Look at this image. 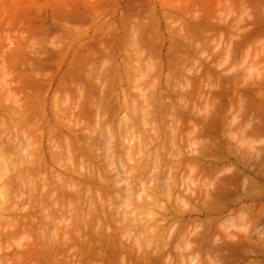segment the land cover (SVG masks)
<instances>
[{
  "label": "rangeland",
  "instance_id": "374dc122",
  "mask_svg": "<svg viewBox=\"0 0 264 264\" xmlns=\"http://www.w3.org/2000/svg\"><path fill=\"white\" fill-rule=\"evenodd\" d=\"M257 31L258 33H256ZM262 32H264V0H0V141L5 138L3 143L2 141L0 143V151L2 152L0 154L2 157L4 156L2 158L4 164H1L4 167L1 169L3 170V174L6 172V176H3L1 172L2 170L0 169V200L4 199V197L2 198V195L8 196H5V199L8 201H6L7 203L0 201V247L3 246V249L2 247L0 248V263L93 264L95 262L94 264H132L134 262L133 264H135L136 262V264H158L159 259V261H161L159 264H162V261H164L163 264H170L171 261V264H180L179 261H181V259L179 258L181 255L182 258L188 256L187 258L185 257V260L188 258L192 259L194 257L193 255H195L194 258L196 261H194L195 259L191 260V262L194 261V264H206L207 262H209V264H264V161H262L264 160V34H262ZM192 33H194V35ZM247 35L251 36L247 37ZM244 37L246 39H244ZM239 42H241V44H239ZM233 44H237L235 45L236 47H234ZM229 45H233L235 49L231 46L230 48ZM229 48L232 49L233 52H230L228 55ZM213 92L215 93L214 95ZM248 99L251 100L246 102ZM206 101L209 103L208 106ZM21 102L23 103L22 105L20 104ZM249 102L251 105L248 104ZM245 103L248 105H245ZM252 103L254 106H252ZM246 106L253 109L250 110L248 108L249 110H246ZM227 107L229 108L227 109ZM254 107L256 109H254ZM200 108L203 111H198V109L201 110ZM211 109H214V111ZM255 110H257V112H255ZM251 111L253 113H251ZM248 112L251 114H248ZM244 114L247 116L246 119H244L246 117ZM220 115H223V118L225 116V119L219 120L221 117ZM248 115H250V117ZM205 116L209 117L207 124H205L207 120L201 122L203 118L208 119V117ZM226 117L228 118L226 119ZM241 120H244L245 122H242ZM247 120L249 122H247ZM144 121L145 123H143ZM146 123L149 124L145 126L144 124ZM223 123H226V125ZM237 123H240L239 126ZM222 124L225 128L221 127ZM235 124L237 126H235ZM203 126L204 129L205 126H209V129L207 128L206 131L211 130L212 132L209 131L211 134L209 132L204 133V129V132H202L201 129ZM250 126L254 128L255 133ZM239 127H241L240 130H244V128L248 129L250 127L249 129L251 130L248 129L250 134H247V129V133L245 131H239ZM257 127L258 129H256ZM198 128H201L199 130L201 131V137L199 139L197 138L199 131L198 133H195ZM251 131L254 134L257 132V136L254 137V134H251ZM156 132L158 133L157 135ZM174 132L178 134H175ZM173 133L175 136H173ZM180 133L182 134V137ZM244 133L245 135L247 134V136L249 135L248 137L252 139L248 140L247 136L244 137ZM209 134L212 135L210 136L211 139L208 138ZM129 135L130 137H128ZM240 135H243L242 137H244V139ZM126 136L127 138L124 140V137ZM132 136L136 137V139L133 137L135 139V142L133 143L131 142L133 140ZM104 137H106V139L109 137V141ZM103 138L105 140L102 142L101 140ZM138 138L142 140L144 138L146 140L142 142L143 145L144 142H147V146L145 143L146 153L144 152V149L141 150L144 155L137 149V147L144 148L143 145L141 146V140L138 142ZM155 138L156 140H154ZM189 138L190 140H188ZM202 138L203 140L206 139L205 141H207V143L205 141L202 142ZM239 138H242L243 140ZM128 139L130 141H128ZM197 139L200 143H198L199 141L197 142ZM192 140H196V142H193ZM177 141L179 143H177ZM180 141L185 144L180 143ZM188 141H190V145L188 144ZM243 141L245 144L247 142V146L242 143ZM252 141H255L254 144H252ZM126 142H128V144L132 143V145L134 143H139L140 146L134 145L136 149H133L137 153L139 152L138 155L134 152V154L131 155L130 151H133V147L128 148L131 144L128 145ZM110 143H112V145ZM175 144L177 147L174 146ZM178 144L179 146L184 145L186 149L183 146L184 149H182ZM249 144H252L253 147L250 145L251 148H248ZM107 146L110 149H106ZM191 146L193 151L191 150ZM195 146L199 148H195ZM147 147L149 148L147 149ZM174 147L176 149L178 148L180 151L178 149L176 151ZM121 148H123V151ZM217 148L221 150H219L220 153H217ZM94 149L96 151H94ZM198 149L202 150L199 151ZM226 150L228 152H226ZM93 152L95 153L93 154ZM128 152H130V156L134 157L135 155H143L141 158H144V161L139 158L140 156L136 159L139 160V163L138 161L135 162L136 157H131V159L127 158L130 157L127 156L129 155ZM6 153L10 155L7 156V159H10V161L13 159L12 162L6 160L4 155ZM111 153H114L112 154V157L110 156ZM122 153L124 155H122ZM228 153L231 155L234 154L231 156ZM118 154L121 158H119ZM180 154L181 158L178 156ZM216 154L225 157L222 158ZM206 155H209V157ZM233 156H237V158L239 157L238 160ZM94 157L96 159L98 158L97 161L99 163ZM113 157H115V159ZM152 158H154L155 162ZM158 158L161 159L159 160ZM167 158H171V163H169L170 161ZM198 158L200 159L198 161L201 162V166L204 165V167L202 166V170L205 169V166H207L208 163L211 165L210 167L208 166L210 169L207 168V173L204 170V173L207 174L206 176L201 177L204 173H199L201 168L200 166L198 167V164H200L196 160ZM215 158L217 160L222 159L216 162ZM247 158L250 159L247 160ZM3 159L8 161L10 165H8L7 162L5 163ZM18 159H22V161L20 162ZM156 159L158 160L156 161ZM176 159L179 162H177ZM204 159L206 160L204 161ZM81 160L84 161L82 162ZM186 160H188L187 162L191 165L189 163V165H187ZM117 161L120 164H122V161H129L130 163L128 162L129 164H125L123 162L122 165L124 166L125 164V167L122 166V168ZM191 161L193 163L195 162V164L197 163L196 170L199 173L198 176V173L196 174L197 181L194 180V183L199 185L191 183L195 185L194 188L190 186L191 184L186 185L189 181L186 182L185 180L188 179L190 176L189 174H191L190 169L193 166ZM153 162L154 164L158 163L159 165L156 164L155 167L152 164ZM213 162H216L217 164H212ZM111 163L117 165L118 175L120 177L122 176L120 171L123 170L122 173H124V176L123 178L121 177L122 180L120 177L119 180H117V173H114L117 170V167L115 166V168ZM6 165L10 168H7ZM167 165H169V167ZM184 165L189 167L187 168L188 174L185 172L187 176L189 175L188 177L183 173L186 171ZM84 166L86 167L84 168ZM162 166L166 167L168 175L170 170L173 169L170 174V176H174L173 178L170 177L172 184L169 183V180H165L168 176L167 173H162V176H159L161 175ZM248 166L250 168H248ZM212 167L214 168V171H211ZM77 168H82L80 170L78 169L79 172L83 170L81 173H83L85 169L86 171L83 173L84 175L81 173L79 174L78 171H76ZM194 168L193 170L191 169V171L194 172ZM92 169L94 170V173ZM107 169L109 173L106 172ZM163 169L164 168H162V170ZM17 170H21L22 172H18ZM113 170L115 171L113 172ZM124 170L127 172L126 174L128 177ZM196 170L194 173H196ZM163 171H165V169ZM20 172L23 174L21 175ZM110 173L114 178H117L114 180ZM141 173L142 176L143 174L145 175V180L144 177L141 176ZM208 173H210L209 175L211 177ZM98 174L101 175V177ZM107 174L109 178L112 177L110 178L111 181L113 180L112 182L108 176H106ZM93 175H95L96 178L95 176L93 177ZM1 176L5 178H1ZM19 176L21 178H19ZM83 176L87 177L84 178ZM224 176L228 178H232L233 176V181L230 178L229 180L228 178L225 179ZM102 177L104 179L101 181L100 178ZM156 177L163 179V183L162 180H160V182L157 179L158 183L160 182L161 185L163 184L166 187L167 185L165 183L167 182L168 185H172L171 187L173 190H166L165 194L163 186L157 184V186H160V190L158 187H154L156 183L154 178L156 179ZM182 177H185L182 183L186 182V184H180ZM222 177L225 181L227 180L228 183L227 181L224 182ZM22 178L25 180L23 181ZM88 178H91V180ZM140 178H143L141 179L143 181L142 184L144 185V183H146L145 188H147L149 193H153V189L150 187V182L152 181H149L153 179L154 182L152 184L155 190L153 195L157 194L156 192L158 190L162 191L161 189H163V191L158 193L163 194H157L158 197L155 195L157 198H153V195H151V197L150 194H147L145 191L146 189L144 190V186L140 183ZM174 178L175 181H173ZM207 178L208 180H206ZM219 178L223 180L224 186L226 185L224 187L221 183L222 181H220L222 184H220V186H223L224 188L219 185L216 186L217 182L220 180ZM235 178L237 180L234 181ZM87 180L89 183L93 181L92 184L86 183L88 182ZM123 180L124 182L126 180L128 181L127 185L132 187L135 193H139L140 188H142L141 186H143L145 196L139 194V197H151L153 202H151L152 200L150 198H145V200L140 197V199L143 200L141 205V200L138 199L139 197H136L138 194H133V196L139 201L132 197V199L129 198L131 195L129 196L130 193L127 194L126 192V189L129 186H126L127 188L125 189L124 185H126L127 182L124 183L122 182ZM146 180L148 183L144 182ZM203 180L205 184L203 183ZM134 181L135 184L137 182V188L134 185ZM21 182L22 184L24 183L23 188ZM110 182L113 186L109 184ZM113 182H116V185L113 184ZM119 182L121 184H119ZM234 182H236V184ZM11 183L17 185L13 184L12 187ZM104 183L107 192L106 196L108 195L107 198H110H105L106 200L104 199L105 189L101 188L104 187ZM176 183L178 186L175 185ZM230 183L231 185H229ZM232 184L235 185L232 186ZM88 185L94 189L97 186L99 188L95 190L91 188L89 189L87 188ZM120 185L123 186L121 187ZM182 185L187 187H183ZM200 185L201 187H199ZM2 186V190H6V193L8 194H6L5 191H3L4 193L2 192ZM229 186H231V190L229 189ZM130 187L129 189H131ZM181 187H183V189ZM216 187H220L221 189H219L222 190L221 192H225L221 194L219 192L220 190H218L219 193H217V191L214 192L218 194H215L217 196L211 194L213 193V190L218 189ZM138 188L139 191H135V189ZM170 188L168 186V189ZM121 189H125V192L123 190V193L128 195L126 198H124L126 194H120L122 193ZM132 189L130 190L131 194L133 192ZM178 190L181 191L180 193L183 195H181ZM188 190L190 194L188 193ZM195 190L196 194L194 192ZM95 191L97 192L95 193ZM98 191L101 193L103 192L104 196L103 193L102 195H98ZM227 191L231 192L230 195ZM232 191L237 193L239 197L236 194L234 195ZM14 192L15 194L13 195ZM87 194L90 195V199ZM187 194L189 195L187 196ZM184 195L185 197H183ZM116 196H118V198L121 197V200L118 199V201H116ZM122 196L124 199L132 200V202L135 199L133 203H129L133 205L135 204V207L138 205L136 208L141 210L139 211L141 212L140 214H148L146 216L144 215L148 221L141 216L136 209L137 214L141 217L139 215V218L137 217L138 219L132 217L135 210H133L134 206H130L131 204L129 205L132 207L129 211L130 214L128 212L126 213L130 208L127 207L128 205L126 204V206L125 203L129 200L123 202ZM189 196L191 198H189ZM45 197H48L47 200ZM159 198H162L161 202ZM231 198H233L234 201L233 199L230 200ZM154 199L158 201H156V204H152L155 202ZM190 199H192V201H190ZM213 199L216 200L213 201ZM148 200L151 201L149 202ZM175 200L180 204L184 201L186 205L179 208V204L177 206L178 209H176L177 211L175 210L176 212H174L172 208H177L173 207V205L176 206ZM206 200L208 202H206ZM221 200H224L226 203ZM40 201H42V203ZM69 201L75 204H71ZM137 201L139 202L138 204ZM144 201L145 203L146 201H148L149 204L151 203V207L153 208L150 207V209H147L149 204H144ZM220 201L222 203L224 202L223 205ZM228 201L232 202V205ZM94 202L96 203L93 205ZM100 202L101 205L98 204ZM122 202L124 205H122ZM118 203H121V205ZM171 203L174 204L171 205ZM212 203L214 205L217 203L216 206H219L220 208L215 207L222 210L219 212V209H215L214 211V205ZM20 204L22 205L20 206ZM64 204H67L68 206ZM85 204H88L93 208L95 206V208L92 209L94 211L96 207L102 209L104 208V205L105 207L107 206L104 209L105 212L108 213L105 214H111L112 217L110 215H105V217H110V221L112 218V223L107 222L109 221L108 218L105 222V217L103 218V216H100L102 220L95 218L98 216H96V214L99 212L101 215H104V213L101 211L96 213L98 208L96 212H92V210H90L91 208L88 209V206L85 207ZM115 204H117V207ZM139 204L142 207H139ZM163 204L165 206H163ZM190 204L191 206H189ZM3 205L7 207H3ZM145 205H147V207ZM42 206L43 208L45 206L46 210H44ZM124 206H126V210L125 208L123 209ZM65 207L68 208L65 209ZM78 207L81 209L79 210ZM160 208H162V211H160ZM68 209H71V217L68 216L70 215ZM114 209L116 210L114 211ZM210 209L212 211H209ZM178 210L180 211L178 212ZM76 212H79L83 216H80V218L77 216ZM87 212L94 213V218L91 217V214H87ZM112 212H115V214ZM161 212L162 214L160 215ZM172 212L175 214L173 215ZM47 213H49L47 216L48 219H45ZM183 213L184 215H182ZM127 214L130 215L129 219L125 220V222L122 221L124 220L122 217L126 218L128 216ZM60 215L64 217L60 219ZM150 215H153L151 216L153 217L151 220H149ZM133 216H135V213ZM161 216L164 217L161 218ZM169 216H172L173 218ZM73 217L76 218H74L75 221ZM89 217H91L92 220H89ZM157 217L159 219L154 221ZM79 218L82 221L78 220ZM115 218L118 219L115 220ZM133 218L136 219V221ZM168 218L170 219L168 220ZM218 218L220 220H217ZM259 218L260 222L258 221ZM16 219L19 220L17 221ZM93 219L96 220L93 221ZM59 220L62 223H60ZM176 220L182 224L180 225ZM206 220H208L207 223ZM143 221L144 224L146 223V226L142 225L143 227L149 228V223L151 224L150 228L155 224L156 227L157 225H160L154 230L155 233L152 232V230L149 229L148 231L145 228L144 231H142L143 227L138 225V223H143ZM153 221L154 225H152ZM20 222L22 223L21 226L19 225L21 224ZM98 223H100V225H98ZM113 223L114 226L112 225ZM117 223L121 225L123 223V225L121 226ZM254 223L255 225H253ZM115 224L118 226L116 227ZM202 224H205V226L207 225L208 227L205 229V226ZM48 225L50 226V230L48 229ZM137 225L139 226L138 229L142 227L140 233H135V231H139L136 227ZM162 225L164 226L162 227ZM187 225L190 226L187 227ZM43 226L45 227L43 228ZM110 226L112 229H109L111 228ZM120 226L122 228L124 227V229L118 231L117 229H119ZM168 226H171L172 228H168ZM159 227H162V231L165 230L164 232L166 233L164 234L166 235H163L164 237L158 236L162 235L160 234L162 231L159 232ZM94 228H96L97 231ZM114 228H116L117 231H114ZM91 229L95 232L92 233ZM209 229L210 231H208ZM222 229H225V234H223L224 231ZM124 232H126V234H124ZM144 232H150L151 234L145 233V235H151L149 239L151 238L152 240H156L157 236L160 237L161 239L157 238L160 243L156 242V240L154 241L156 243L153 242L151 244L150 239L148 242L151 245H149L150 247L148 248V244L145 243L147 240H145L143 243L146 245H143L142 243L141 248H139V243L136 244L133 239L136 237V239L144 241L143 238H137V235H135L138 234V236H140L139 234L143 235ZM187 232L189 235H187ZM178 233L183 234L178 235ZM195 233L197 234L195 235ZM152 234L155 236L158 235L155 237ZM230 235L231 237L229 238ZM249 235L251 239L249 238ZM53 236H56L57 239L55 240ZM92 236L94 240L92 239ZM129 236H131V239ZM196 236H200L198 240H195ZM98 238L101 239L99 240ZM126 238L131 241H127ZM163 238L165 240H171V243L168 240H162ZM27 239L30 243L27 242ZM97 239L98 242H96ZM120 239L123 240L120 241ZM87 240H89L88 243ZM92 240L94 245H90ZM161 240L166 243L163 244L164 242L162 243ZM200 240L202 241V246L199 244L201 243ZM241 240L244 241L242 242ZM53 241L57 244L54 245L55 243H53ZM101 241L102 243H99ZM167 241L171 248L165 246L168 245ZM244 242L246 243L244 244ZM103 243L104 245H102ZM86 244L89 245L87 246ZM126 244L128 245L126 246ZM153 244H157L158 246H154ZM162 244L163 246H161ZM197 244H199V246ZM189 245L191 246V249H187L190 248ZM228 245L231 247L229 248ZM152 246L156 249L155 251H153ZM160 246L163 247L165 251L163 248H160ZM118 247L119 250H117ZM232 247L235 251L232 250ZM84 248L87 251H85ZM99 248H102V251ZM126 248H129L128 251H125L127 250ZM123 249L124 251H122ZM138 249H141V251ZM149 249L150 251L152 250V252L145 253L146 250L149 252ZM158 249H161L163 253H161L162 251L156 253ZM204 249H206V252ZM245 249H247V251H245ZM187 250L190 251L187 252ZM240 251L242 252L240 253ZM177 252L181 255H178ZM184 252H186V254ZM20 253H22V255ZM106 253L108 255L110 253L112 254H110L109 257ZM36 255L37 257L40 255L38 257L40 260ZM162 255L166 257V261ZM168 255L169 259H167ZM216 255L217 257H215ZM27 256L32 257L30 258ZM146 256L148 258L151 257L154 261L151 258L148 260ZM126 257L127 259L129 257V259L127 260ZM25 258L29 261L27 262ZM101 258L104 260L103 263ZM139 258L143 259L144 262H141V259L139 261ZM161 258L163 259L161 260ZM99 259H101V262H98ZM133 259L135 261H133ZM10 260L11 262H9ZM191 262H188V264H193ZM181 264H187V261L184 263L182 262Z\"/></svg>",
  "mask_w": 264,
  "mask_h": 264
},
{
  "label": "bare ground",
  "instance_id": "6f19581e",
  "mask_svg": "<svg viewBox=\"0 0 264 264\" xmlns=\"http://www.w3.org/2000/svg\"><path fill=\"white\" fill-rule=\"evenodd\" d=\"M197 30H198V29H197ZM197 30H195V31H197ZM254 31H256V30H254ZM254 31H253V32H254ZM194 33H195V32H194ZM194 33H192V34L194 35ZM256 33H258V31H257ZM196 34H197V33H196ZM262 34H264V32H262ZM193 35H192V36H193ZM198 35H199V34H198ZM255 35H256V34H255ZM192 36H191V37H192ZM250 36H251V35H250ZM250 36L247 35V37H250ZM256 36H257V35H256ZM254 37H255V36H254ZM257 37H258V36H257ZM244 39H246V38L244 37ZM251 39H252V38H251ZM253 39H254V38H253ZM241 41H242V40H241ZM239 44H241V42H239ZM233 45H234V44H233ZM233 45H229V47L231 46L233 49H235L234 47H236L235 45H237V44H235L234 47H233ZM231 47H230V48H231ZM230 48H229V49H230ZM228 51H229V52H228ZM228 51H227L228 53L226 52L228 55L230 54V52H233L232 49H230V50H228ZM225 78H226V77H225ZM228 79H229V78H228ZM222 88H223V87H222ZM222 88H221V89H222ZM227 89H229V88H227ZM222 90H223V89H222ZM222 90H221V91H222ZM223 92H224V91H223ZM216 93H217V92H216ZM214 94H215V93L213 92V95H214ZM249 100H251V99H248L246 102H248ZM206 102H207V101H206ZM20 104L22 105L23 103L21 102ZM205 104H206V103H205ZM208 104H209V103L207 102V106H208ZM232 104H233V103H232ZM238 104H239V103H238ZM246 104H247V103H245V105H246ZM248 104L251 105L250 102H249ZM248 104H247V105H248ZM263 104H264V103H263ZM218 105H219V104H218ZM221 105H222V104H221ZM223 105H224V104H223ZM227 105H228V104H227ZM227 105H226V106H227ZM234 105H235V104H234ZM250 105H249V106H250ZM214 106H215V105H214ZM230 106H231V105H230ZM232 106H233V105H232ZM239 106H240V105H239ZM239 106H237V107H239ZM249 106H248V107L246 106L245 109L247 110V109L249 108ZM252 106H254L253 103H252ZM216 107H217V106H216ZM234 107H235V106H234ZM23 108H24V107H23ZM221 108H222V107H221ZM223 108H224V107H223ZM228 108H229V107H227V109H228ZM243 108H244V107H243ZM200 109H201V108H200ZM205 109H206V108H205ZM217 109H220V108H217ZM249 109H250V108H249ZM249 109H248V110H249ZM251 109H253V108H251ZM251 109H250V110H251ZM254 109H256V108L254 107ZM211 110H212V109H211ZM224 110H225V109H224ZM246 110H245V111H246ZM198 111L201 112V111H203V110H202V109H201V110L198 109ZM206 111H207V110H206ZM208 111H209V110H208ZM212 111H214V109H213ZM25 112H26V111H25ZM144 112H145V111H144ZM221 112H223V111H221ZM228 112H229V111H228ZM246 112H247V111H246ZM246 112H245V114H246ZM255 112H257V110H255ZM26 113H28V112H26ZM212 113H213V112H212ZM251 113H253V112L251 111ZM251 113L248 112V114H251ZM215 114L218 115L217 113H215ZM215 114H214V115H215ZM223 114H224V113H223ZM245 114H244V115H245ZM170 115H171V114H170ZM244 115H243V116H244ZM246 115H247V114H246ZM246 115H245V116H246ZM252 115H253V114H252ZM220 116H221V115H220ZM243 116H242V117H243ZM248 116L250 117V115H248ZM254 116H255V115H254ZM254 116H253V117H254ZM24 117H25V116H24ZM24 117H23V118H24ZM28 117H29V114H28ZM28 117H27V119H28ZM173 117H174V116H173ZM186 117H187V116H186ZM202 117H203V116H202ZM205 117H208V116H205ZM214 117H215V116H214ZM221 117H222V119H221ZM221 117H220L219 120H223V119H225V116H224V118H223V115H222ZM251 117H252V116H251ZM255 117H257V116H255ZM187 118H188V117H187ZM196 118H197V117H196ZM227 118H228V117H226V119H227ZM246 118H247V116H246L244 119H246ZM165 119H166V118H165ZM189 119H190V118H189ZM214 119H215V118H214ZM250 119H252V118H250ZM253 119H254V118H253ZM198 120H199V119H198ZM198 120H197V121H198ZM204 120H205V121L207 120L206 123L204 122L205 124H207V122H208V120H209V117H208V119H207V118H206V119L203 118L201 122H203ZM212 120H213V119H212ZM212 120H211V121H212ZM248 120H249V118H248ZM248 120H247V122H249ZM146 121H147V120H146ZM172 121H173V120H172ZM192 121H193V120H192ZM241 121L243 122L244 120H241ZM250 121H251V120H250ZM25 122H26V119H25ZM193 122H194V121H193ZM217 122H218V121H217ZM217 122H216V123H217ZM222 122H223V121H222ZM222 122H221V123H222ZM226 122H227V121H226ZM244 122H245V121H244ZM143 123H145V121H144ZM174 123H175V122H174ZM174 123H172V124H174ZM213 123H214V122H213ZM216 123H215V124H216ZM218 123H220V122H218ZM235 123H236V122H235ZM148 124H149V123H146V124H144V125L146 126V125H148ZM193 124H194V123H193ZM196 124H197V122H196ZM223 124H224V123H223ZM223 124H222V126H221L222 128L224 127ZM229 124H230V123H229ZM239 124H240V123H237L238 126H239ZM142 125H143V124H142ZM170 125H171V123H170ZM218 125H219V124H218ZM224 125H226V123H225ZM232 125H233V124H232ZM237 125L235 124V126H237ZM175 126H176V125H175ZM198 126H199V125H198ZM198 126H197V127H198ZM206 126H207V125H206ZM206 126H205V129H204V126H203L202 129H201V128H198V130H197L195 133H198V131H199L200 129H201L202 132L205 131L204 133H207V132L211 131V130H209V131L207 130V131H206L207 128L209 129V126H208V127H206ZM219 126H220V125H219ZM227 126H228V124H227ZM230 126H231V125H230ZM256 126H257V125H256ZM148 127H149V126H148ZM163 127H164V126H163ZM213 127H214V124H213ZM233 127H234V126H233ZM241 127H243V126H241ZM241 127H239L238 130L241 131V132H242V131H245V132H246V129H247V128H244V130H242V129L240 130ZM250 127L252 128V126H250ZM250 127H249V128H250ZM254 127H255V126H254ZM149 128H150V127H149ZM173 128H174V126H173ZM191 128H192V127H191ZM211 128H212V127H211ZM224 128H225V127H224ZM249 128H248V129H249ZM203 129H204V131H203ZM228 129H229V128H228ZM234 129H235V128H234ZM248 129H247V130H248ZM252 129H253V132H254V128H252ZM256 129H258V127H257ZM256 129H255V131H256ZM176 130H177V128H176ZM224 130H225V129H224ZM238 130H237V131H238ZM249 130H251V129H249ZM249 130H248V133L246 132L247 134H250V131H249ZM0 131H1V130H0ZM187 131H188V129H187ZM190 131H191V130H190ZM201 131H199V134H197L198 137H197L196 135H194V136H196V137L199 139V138L201 137V134H200ZM216 131H218V130H216ZM225 131H226V130H225ZM211 132H212V131H211ZM211 132H209V133L211 134ZM253 132L251 131V134H254V133H255V132H254V133H253ZM1 133H3V132H1ZM174 133H175V132H174ZM174 133H173V134H174ZM181 133H182V132H181ZM181 133H180V134H181ZM184 133H185V132H184ZM187 133H188V132H187ZM193 133H194V132H193ZM157 134H158V133L156 132V135H157ZM175 134H178V133H175ZM175 134H174L173 136H175ZM180 134H179V135H180ZM185 134H186V133H185ZM185 134H184V136H185ZM210 134H209V137H208V135H207L208 138H210V136H212V135H210ZM212 134H214V133H212ZM247 134L245 135V133H244V135H245L244 137H246ZM256 134H258V133L256 132ZM256 134H254V137L257 136ZM132 135H133V134H132ZM179 135H178V137H179ZM189 135H190V133H189ZM136 136H137V135H136ZM164 136H165V135H164ZM176 136H177V135H176ZM184 136H183V137H184ZM194 136H193V137H194ZM204 136H205V135H204ZM204 136H202V137H204ZM240 136H241V135H240ZM242 136H243V135H242ZM242 136H241V137H242ZM248 136H249V135H248ZM248 136H247V137H248ZM250 136H252V135H250ZM4 137H5V136H4ZM106 137H107V136H106ZM106 137H104V138L106 139ZM128 137H130V135H129ZM133 137L136 139L135 136H132V138H133ZM144 137H145V136H144ZM157 137H158V136H157ZM166 137H167V135H166ZM178 137H177V138H178ZM181 137H182V134H181ZM193 137H192V138H193ZM244 137H242V138L244 139ZM101 138H102V137H101ZM104 138L101 140L102 142L105 140ZM108 138H109V137H108ZM108 138H107L106 140L109 141ZM125 138H127V136L124 137V140H126ZM134 138H133V140L131 141L132 143L135 142V141H134V140H135ZM153 138H154V137H153ZM163 138H164V137H163ZM212 138H213V137H212ZM242 138H239V139L243 140ZM4 139H5V138H3V140H1L2 143H3ZM111 139H112V137H111ZM138 139H139V138H138ZM138 139H137V140H138ZM148 139H149V138H148ZM164 139H165V138H164ZM184 139H185V138H184ZM198 139H197V142L199 141ZM210 139H211V138H210ZM249 139H250V138L248 137V140H249ZM251 139H252V138H251ZM251 139H250V140H251ZM253 139H254V138H253ZM90 140H91V139H90ZM96 140H97V139H96ZM99 140H100V139H99ZM140 140H141V146H142V145H143L142 142H143V141H146V140L143 138V140H142V139H139L138 142H140ZM154 140H156V138H155ZM159 140H160V138H159ZM171 140H173V139H171ZM188 140H190V138H189ZM201 140H203V138H202ZM205 140H206V139H205ZM205 140H203L202 142H204ZM248 140H247V141H248ZM1 141H0V143H1ZM91 141H92V140H91ZM128 141H130V140L128 139ZM163 141H164V140H163ZM192 141H193V140H192ZM194 141L196 142V140H194ZM194 141H193V142H194ZM211 141H214V140H211ZM211 141H210V142H211ZM244 141H246V140H244ZM244 141H243L242 143L245 144ZM255 141H256V140H255ZM255 141H254V142H255ZM93 142H94V141H93ZM95 142H96V141H95ZM99 142H100V141H99ZM106 142H107V141H106ZM136 142H137V141H136ZM189 142H190V141H188V144H189ZM205 142L207 143V141H205ZM208 142H209V141H208ZM254 142L252 141V144H254ZM91 143H92V142H91ZM91 143H90V144H91ZM96 143H97V142H96ZM132 143H129V144H128V142H126V144H128V145H130V144L132 145ZM145 143H146V146H147V142H144V145H143L144 148H142V147H140V148L137 147V149L140 150V153H142V154H143V152H141V150L144 149V152L146 151ZM150 143H151V142H150ZM152 143H153V142H152ZM177 143H179V142L177 141ZM180 143H183V142L180 141ZM198 143H200V141H199ZM198 143H197V145H198ZM5 144H6V143H5ZM5 144H4V145H5ZM84 144H85V143H84ZM88 144H89V143H88ZM110 144L112 145V143H110ZM124 144H125V143H124ZM154 144H155V143H154ZM160 144H161V143H160ZM173 144H174V142H173ZM183 144H185V143H183ZM186 144H187V143H186ZM192 144H193V143H192ZM252 144H249V145H248V148L253 147ZM0 145H1V144H0ZM108 145H109V142H108ZM113 145H114V144H113ZM131 145L128 146V148H129V147H130V148L133 147L132 150H133V149H134V150L136 149V148L134 147V145H138V146H140L139 143H138V144L134 143L132 146H131ZM189 145H190V144H189ZM203 145H204V144H203ZM215 145H216V143H215ZM218 145H219V144H218ZM250 145H251V147H250ZM91 146H92V145H91ZM168 146H169V145H168ZM174 146L177 147L176 144H175ZM178 146H179V144H178ZM182 146L184 147V145H182ZM182 146L180 145L179 147H182ZM185 146H186V145H185ZM245 146H247V142H246ZM4 147H6V146H4ZM8 147H9V146H8ZM20 147H21V146H20ZM105 147H106V146H105ZM149 147H150V146H149ZM149 147H147V149H148ZM156 147H157V146H156ZM164 147H166V146H164ZM183 147H182V149L185 148V147H184V148H183ZM1 148H2V147H1ZM84 148H85V147H84ZM84 148H83V149H84ZM91 148H92V147H91ZM115 148H116V146H115ZM174 148H175V147H174ZM195 148H199V147H196V146H195ZM89 149H90V147H89ZM106 149H110V148L107 146ZM117 149H118V148H117ZM119 149H120V148H119ZM121 149H122V151H123V148H121ZM124 149H125V148H124ZM175 149H176V148H175ZM175 149H174V150H175ZM177 149H178V148H177ZM177 149H176V151H177ZM185 149H186V148H185ZM193 149H194V148H193ZM217 149H218V148H217ZM217 149H216V150H217ZM2 150H3V149H2ZM11 150H12V149H11ZM128 150H129V149H128ZM130 150H131V149H130ZM134 150H133V151H130V152H131V155H133L134 153H136V154L138 155L139 152L137 153V152L134 151ZM165 150H166V149H165ZM178 150H179V149H178ZM191 150H192V146H191ZM198 150L200 151V150H202V149H198ZM219 150H220V149L217 150V153H218V152L220 153L221 150H220V151H219ZM227 150H228V149H227ZM227 150H226V152H228ZM6 151H8V150H6ZM9 151H10V150H9ZM83 151H84V150H83ZM94 151H96V150L94 149ZM107 151H109V150H107ZM116 151H117V150H116ZM119 151H120V150H119ZM125 151H126V150H125ZM176 151H175V152H176ZM179 151H180V150H179ZM181 151H183V150H181ZM189 151H190V150H189ZM192 151H193V150H192ZM195 151H196V150H195ZM195 151H194V152H195ZM19 152H20V151H19ZM113 152H114V151H113ZM126 152H127V151H126ZM126 152H125V153H126ZM130 152H128V154H129ZM133 152H134V153H133ZM187 152H188V151H187ZM201 152H203V151H201ZM205 152H206V151H205ZM205 152H204V153H205ZM211 152H212V151H211ZM0 153H2V152L0 151ZM4 153H5V152H4ZM12 153H13V152H12ZM94 153H95V152H93V154H94ZM105 153H106V151H105ZM107 153H109V152H107ZM114 153H115V152H114ZM114 153H111L110 156L112 157V156H113L112 154H114ZM123 153H124V152H123ZM123 153H122V155H124ZM145 153H146V152H145ZM151 153H152V152H151ZM221 153H222V152H221ZM230 153H231V152H230ZM230 153H228V154L231 155ZM6 154H7V153H6ZM6 154H4V155H5L6 160H8V159H7V158H8L7 156H10V155H8V154L6 155ZM102 154H103V153H102ZM119 154H121V153H119ZM119 154H118V155H119ZM166 154H167V152H166ZM169 154H170V152H169ZM177 154H178V153H177ZM213 154H214V153H213ZM233 154H234V153H233ZM233 154H232V155H233ZM91 155H92V154H91ZM91 155H90V157H91ZM115 155H116V154H115ZM115 155H114V156H115ZM143 155H144V154H143ZM143 155L141 156V154H140V155H139L140 157L135 155V157H136V158H135L134 156H130V154H129V155H127V156H130V157H127V158L131 159V157H134V158H135V162L138 161V163H139V160H136V159H138V157H139L140 159H142L141 157H143ZM162 155H163V153H162ZM175 155H176V154H175ZM203 155H204V154H203ZM216 155L219 156V154H216ZM222 155H223V154H222ZM232 155H231V156H232ZM235 155H236V154H235ZM18 156H19V155H18ZM125 156H126V155H125ZM125 156H124V157H125ZM152 156H153V155H152ZM156 156H157V155H156ZM163 156H164V155H163ZM171 156H172V151H171ZM171 156H170V157H171ZM173 156H174V155H173ZM178 156L181 158V154L178 155ZM191 156H192V155H191ZM198 156H199V155H198ZM206 156H207V155H206ZM220 156H221V155H220ZM220 156H219V157H220ZM241 156H242V155H241ZM0 157H1V158H0V165H1V164L3 165L4 163L2 162V158H3L4 156L2 157V155L0 154ZM20 157H21V156H20ZM95 157H97V156H95ZM95 157H94V158H95ZM99 157H100V156H99ZM159 157H160V156H159ZM183 157H184V156H183ZM189 157H190V156H189ZM196 157H197V156H196ZM204 157H205V156H204ZM207 157H209V155H208ZM210 157H211V156H210ZM221 157H222V156H221ZM223 157H225V156H223ZM223 157H222V158H223ZM228 157H229V156H228ZM233 157H234V156H233ZM235 157L237 158V156H235ZM235 157H234V158H235ZM5 158H4V159H5ZM9 158H10V157H9ZM23 158H24V157H23ZM113 158L115 159V157H113ZM119 158H121L120 155H119ZM150 158H151V157H150ZM162 158H163V157H162ZM165 158H166V155H165ZM173 158H174V157H173ZM173 158H172V159H173ZM205 158H206V157H205ZM217 158H218V157H217ZM222 158H221V159H222ZM238 158H239V157H238ZM238 158H237L236 160H238ZM250 158H251V157H250ZM250 158H247V160L250 159ZM4 159H3V161H4L5 163L7 162L8 165H10V163H8V161H9V162H12V161H13V159H12V161H10V159H9L8 161H6V160H4ZM16 159H17V158H16ZM95 159H96V158H95ZM97 159H98V158H97ZM97 159H96V161H97ZM103 159H104V158H103ZM107 159H108V158H107ZM125 159H126V158H125ZM132 159H133V158H132ZM158 159H159V158H158ZM158 159H156V161H157ZM160 159H161V158H160ZM160 159H159V160H160ZM167 159H169V158H167ZM167 159H166V160H167ZM194 159H195V158H194ZM215 159H216V158H215ZM215 159H214V160H215ZM221 159H218V160H221ZM18 160H20V162L22 161V159H18ZM100 160H101V158H100ZM100 160H99V161H100ZM118 160H119V159H118ZM122 160H123V158H122ZM126 160H127V159H126ZM142 160L144 161V158H143ZM152 160H154V158H152ZM163 160H164V159H163ZM170 160H171V158L169 159V161H170ZM189 160H190V159H189ZM196 160L198 161V160H200V159L198 158V159H196ZM196 160H195V161H196ZM205 160H206V159H204V161H205ZM218 160L216 159V162H217ZM225 160H226V159H225ZM227 160H228V159H227ZM242 160H243V158H242ZM16 161H17V160H16ZM81 161H82V160H81ZM83 161H84V160H83ZM83 161H82V162H83ZM107 161H109V160H107ZM124 161H125V160H124ZM124 161H122V164H123ZM132 161H133V160H132ZM132 161H131V162H132ZM148 161H149V160H148ZM176 161H177V159H176ZM187 161H188V160H186V162H187ZM204 161H203V162H204ZM262 161H264V160H262ZM97 162H98V161H97ZM105 162H106V161H105ZM109 162H112V161H109ZM117 162H118V161H117ZM128 162H129V161L124 162V163L127 164ZM141 162H142V161H141ZM154 162H155V160H154ZM154 162L152 163L154 166H155L156 164H158V163H155V164H154ZM159 162H160V161H159ZM162 162H163V161H162ZM166 162H167V161H166ZM166 162H165V164H166ZM177 162H179V161H177ZM186 162H185V163H186ZM211 162H212V161H211ZM216 162H213L212 164H214V163H216ZM225 162H226V161H225ZM239 162H240V161H239ZM248 162H250V161H248ZM98 163H99V162H98ZM100 163H102V162H100ZM118 163H119V162H118ZM129 163H130V162H129ZM129 163H128V164H129ZM160 163H161V162H160ZM169 163H171V161H170ZM174 163H175V162H174ZM188 163H189V162H187L186 164L189 165L190 163H189V164H188ZM191 163L193 164V166H192L193 168H194V165H195V168H194V169L196 170V169H197V168H196V167H197V163L195 164V162L193 163L192 161H191ZM198 163H200V164H198V167L200 166V168H201V170L199 171L200 174L204 173V170H205V172H206V171H207V168H209V167L211 166V165H209L210 163H208V165H207V163H206L207 166H205V169L202 170V168L204 167V165H202V166H203V167H202V166H201V162L198 161ZM96 164H97V163H96ZM115 164H116V163H115ZM119 164H120V163H119ZM122 164H120L119 166L122 167V166H123ZM125 164H124L123 167H125ZM161 164H162V163H161ZM175 164H176V163H175ZM216 164H217V163H216ZM238 164H240V163H238ZM242 164H243V163H242ZM244 164H245V163H244ZM2 165H1V166H2ZM8 165H6L7 168L9 167ZM111 165L113 166L114 163H111ZM131 165H133V164H131ZM134 165H136V164H134ZM149 165H150V164H149ZM149 165H147V166H149ZM158 165H159V164H158ZM162 165H164V164H162ZM169 165H170V164H169ZM169 165H167V166L169 167ZM171 165H172V164H171ZM180 165H181V164H180ZM187 165H184V168L186 169V171L183 172V171L181 170L185 175H186L185 172H187V170H188L187 168H189ZM190 165H191V164H190ZM219 165H220V164H219ZM219 165H218V166H219ZM231 165H232V164H231ZM248 165H249V164H248ZM1 166H0V169L4 167V166H2V167H1ZM81 166H82V164H81ZM100 166H101V165H100ZM102 166H104V165H102ZM115 166L117 167V165H114V167H115ZM160 166H161V165H160ZM172 166H174V165H172ZM181 166H183V165H181ZM186 166H187V167H186ZM208 166H209V167H208ZM212 166H213V165H212ZM223 166H224V165H223ZM234 166H235V165H234ZM77 167H78V166H77ZM85 167H86V166H84V168H85ZM114 167H113V168H114ZM116 167H115V168H116ZM123 167H122V168H123ZM155 167H156V166H155ZM174 167H175V166H174ZM176 167H177V166H176ZM178 167H179V166H178ZM192 167H191V169L193 170ZM7 168H6V169H7ZM9 168H10V167H9ZM110 168H111V167H110ZM144 168H145V167H144ZM162 168H164L165 171H163L164 169L162 170ZM162 168H161V175H159V176H162V173H167V172H166V167H163V166H162ZM172 168H173V167H172ZM248 168H250V167L248 166ZM6 169H5V170H6ZM78 169H79V168H77L76 171H78ZM80 169H82V168H80ZM80 169H79V170H80ZM108 169H109V167H108ZM108 169H107L106 172H108ZM116 169H117V170H116V171L113 170V172L115 171L114 173H117L118 178H117V177L114 178V177L111 175V173H110V175L114 178V180H115L116 178H117V180H119V177H120V176L118 175V167H117ZM147 169H148V168H147ZM147 169H146V170H147ZM159 169H160V167H159ZM170 169H171V166H170ZM177 169H179V168H177ZM191 169H190V172H191V174H192V173L195 172V170H194V172H193V171H191ZM209 169H210V168H209ZM1 170H2V169H1ZM1 170H0V171H1ZM7 170H8V169H7ZM7 170H6V171H7ZM23 170H24V169H23ZM73 170H74V169H73ZM88 170H89V169H88ZM92 170H93V169H92ZM98 170H99V169H98ZM126 170H127V168H126ZM137 170H138V169H137ZM137 170H136V171H137ZM153 170H154V167H153ZM171 170H173V169H171ZM171 170H170L169 175H168V173H167L168 176L165 174L167 177H169V178H167V177L165 176V177H166L165 180H167V181L169 180V181H170V182H169L170 184H172L170 177H172V178L174 177V176H170V174L172 173ZM212 170L214 171V168H213V167H212L211 171H212ZM225 170H227V169H225ZM17 171H18V170H17ZM19 171H21V170H19ZM19 171H18V172H19ZM26 171H27V170H26ZM82 171H83V170H82ZM82 171H81V172H82ZM85 171H86V170L84 169V172H85ZM99 171H100V170H99ZM102 171H103V170H102ZM119 171H120V169H119ZM156 171H157V170H156ZM158 171H160V170H158ZM174 171H175V170H174ZM181 171H180V172H181ZM250 171H251V170H250ZM1 172H2V175H3V176H4L5 173H6V172H4V174H3V170H2ZM21 172H22V171H21ZM21 172H20V173H21ZM81 172L78 171L79 174H80ZM84 172H83V173H84ZM100 172H101V171H100ZM103 172H104V171H103ZM106 172H105V173H106ZM122 172H123V170L120 171V174H122L121 177L123 178V176H124L123 174H124V173H122ZM124 172H125V170H124ZM127 172H128V170H127ZM127 172H125V174H126ZM168 172H169V171H168ZM180 172H179V173H180ZM201 172H202V173H201ZM222 172H223V171H222ZM29 173H30V172H29ZM83 173H81V174H83ZM89 173H90V172H89ZM93 173H94V170H93ZM95 173H96V172H95ZM108 173H109V172H108ZM133 173H135V172H133ZM139 173H140V172H139ZM147 173H148V172H147ZM150 173H151V172H150ZM176 173H177V172H176ZM197 173H198V171L196 170V173H194V174H192V175L189 174V175L191 176V178H190V176L188 175L189 178H188V179H185L186 182L189 181V183L187 182V184H186V182H183V183H182V181H183V179H184L185 177H182L181 183L179 182L180 180H179L178 182H179L180 184H184V183H185L186 185H189V184H191V183H194V180L197 181V178H196V177L199 175V173H198V174H197ZM206 173H207V172H206ZM22 174H23V173H21V175H22ZM25 174H26V173H25ZM25 174H24V175H25ZM85 174H86V173H85ZM99 174H101V173H99ZM99 174H98V175H99ZM152 174H153V173H152ZM152 174H151V175H152ZM156 174H157V173H156ZM181 174H182V173H181ZM187 174H188V172H187ZM196 174H197V176H196ZM209 174H210V173H208V175H209ZM211 174H212V172H211ZM83 175H84V174H83ZM95 175H96V174H95ZM95 175H93V177H94ZM104 175H105V174H104ZM113 175H115V174H113ZM148 175H149V174H148ZM177 175H178V174H177ZM179 175H180V174H179ZM206 175H207V174L204 173V175L202 174L201 177H202V176H206ZM224 175H225V174H224ZM232 175H233V174H232ZM5 176H6V175H5ZM81 176H82V175H81ZM89 176H90V174H89ZM99 176L101 177V175H99ZM106 176H108V174H107ZM126 176L128 177L127 174H126ZM141 176H142V173H141ZM144 176H145V175L143 174L142 177H144ZM186 176H187V175H186ZM188 176H187V177H188ZM192 176H193V177L195 176L194 179H193ZM209 176H210V175H209ZM213 176H214V174H213ZM229 176H230V175H229ZM239 176H240V175H239ZM27 177H28V176H27ZM83 177H84V176H83ZM83 177H82V178H83ZM85 177H87V176H85ZM85 177H84V178H85ZM97 177H98V176H97ZM112 177H110V178H112ZM121 177H120V179L122 180ZM137 177H138V176H137ZM146 177H147V176H146ZM157 177H158V175H157ZM157 177H156V179L154 178V180L156 181L154 187H158V189H159L160 186H163L164 188H163V187H162V188L164 189V192H165L166 190H168V191L170 190V191H171V189H172L171 186H172V185H168L166 181H165L166 183L164 182V183L167 185L166 187H165L163 184L161 185V183H160L161 181H160V180H162V183H163V179H160V177H159V178H157ZM207 177H208V176H207ZM210 177H211V176H210ZM224 177H225V179L228 178V177H226V176H224ZM230 177H231V176H230ZM230 177H229V178H230ZM241 177H242V176H241ZM1 178H5V177H2V176H1ZM19 178H21V177L19 176ZM95 178H96V176H95ZM108 178H109V176H108ZM110 178H109V179H110ZM147 178H148V177H147ZM178 178H179V177H178ZM195 178H196V179H195ZM222 178H223V177H222ZM229 178H228V180H229ZM233 178H234V177L232 176V178H230V179L233 181ZM22 179H23V178H22ZM86 179H87V178H86ZM88 179L91 180V178H88ZM98 179H99V178H98ZM98 179H97V180H98ZM100 179H101V181H102V179H104V178L102 177V178H100ZM109 179H108V180H109ZM127 179H128V178H127ZM141 179H143V178H140V180H141ZM145 179H146V178L144 177V180H145ZM150 179H151V178H150ZM157 179L160 181L159 183L157 182ZM192 179H193V180H192ZM211 179H212V178H211ZM217 179H218V178H217ZM219 179H220V180L217 182V185H216V186H218V185L220 186L221 183L223 184L224 182L227 181V180L225 181L224 178H223L224 182H223V180H221V178H219ZM24 180H25V179H23V181H24ZM117 180H116V182H117ZM121 180H120V182H121ZM154 180H153V179H152V180H149V181H152V182H150V185H151L150 187H152V189H153V190H152L153 193H155V192H154L155 190H154V188H153V184H152V183L154 182ZM185 180H184V181H185ZM190 180H191V181H190ZM206 180H208V178H207ZM231 180H230V181H231ZM235 180H237V179L235 178L234 181H235ZM0 181H1V180H0ZM21 181H22V180H21ZM87 181H88V180H87ZM94 181H96V180H94ZM110 181H111V179H110ZM112 181H113V180H112ZM112 181H111V182H112ZM135 181H136V179H135ZM135 181H134V185L136 186V185H137V182H136V184H135ZM173 181H175V178L173 179ZM220 181H222V182L220 183ZM10 182H11V181H10ZM10 182H9V183H10ZM14 182H15V181H14ZM92 182H93V181H92ZM92 182L89 183V181H88V182H86V183L92 184ZM96 182H97V181H96ZM104 182H106V181H104ZM111 182H110L109 184L112 185ZM116 182H115V183H116ZM120 182H119V184H121ZM122 182H124V180H123ZM125 182H127L126 185H124V187H125V189H126L129 185H127V184H128V181H127V180H126ZM125 182H124V183H125ZM144 182H147V180L144 181ZM176 182H177V179H176ZM2 183H3V181H2ZM16 183H17V182H16ZM86 183H85V185H86ZM115 183L113 182V184H115ZM117 183H118V182H117ZM124 183H123V184H124ZM129 183H130V182H129ZM138 183H139V181H138ZM140 183L142 184L143 181L141 180ZM147 183H148V182H147ZM173 183H174V182H173ZM200 183H201V182H200ZM203 183H204V180H203ZM218 183H219V184H218ZM227 183H228V181H227ZM232 183H233V182H232ZM234 183L236 184V182H234ZM11 184H12V183H11ZM13 184H14V183H13ZM13 184L11 185L12 187H13ZM21 184H22V182H21ZM23 184H24V183H23ZM23 184L21 185L22 188H23ZM83 184H84V183H83ZM83 184H82V185H83ZM145 184H146V183H144V185L142 184V185L144 186V190L146 189L145 191L147 192V194H150V196L153 195V193L151 194V193H149V192L147 191V188H145ZM157 184L160 185V186H157ZM194 184H195V183H194ZM204 184H205V183H204ZM222 184H221V185H222ZM235 184H232V186H234ZM14 185H17V184H14ZM104 185H105V183L103 184V186H104ZM106 185H107V183H106ZM115 185H116V184H115ZM115 185H114V186H115ZM175 185H177V183H176ZM175 185H174V186H175ZM195 185H199V184H195ZM195 185L191 184L190 186H192V187L194 188ZM227 185H228V184H227ZM229 185H231V183H230ZM92 186H93V185H92ZM112 186H113V185H112ZM118 186H119V185H118ZM118 186H117V188H118ZM120 186L122 187L123 185H120ZM126 186H127V187H126ZM143 186H141L142 188H140V191H139V188H138V189H135V191H139V193H135V192L133 191L132 187L129 186V187L132 189V191H133L132 194H131V191H130L131 189H129V187L126 189V190H127V191H126L127 194L130 193L129 196L131 195L129 198H131V197H132V198H135V197L133 196V194H136V195L138 194V196H136V197H139V194L145 196V193L143 192ZM168 186H169V188H170V187H171V188L168 189ZM174 186H173V187H174ZM177 186H178V185H177ZM179 186H180V185H179ZM182 186H183V187H187V186H185V185H182ZM209 186H210V185H209ZM212 186H213V185H212ZM223 186H224V184H223ZM223 186H220V187H223ZM225 186H226V185H225ZM225 186H224V187H225ZM15 187H16V186H15ZM81 187H82V186H81ZM83 187H84V185H83ZM100 187H101V186H100ZM121 187H119V188H121ZM124 187H123V188H124ZM147 187H148V184H147ZM150 187H149V188H150ZM183 187H181V188L183 189ZM197 187H198V186H197ZM199 187H201V185H200ZM220 187H219V188H220ZM224 187H223V188H224ZM229 187H230V188H229ZM229 187H227V188H229V189L231 190V186H229ZM236 187H237V186H236ZM236 187H234V188H236ZM85 188H86V187H85ZM87 188L90 189V188H91L90 185H88ZM97 188H99V187L97 186L95 189H97ZM101 188H104V189H105V186H104V187H101ZM106 188H108V187H106ZM109 188H110V186H109ZM136 188H137V186H136ZM149 188H148V190L150 191ZM193 188H192V189H193ZM212 188H213V187H212ZM216 188H218V187H216ZM219 188H218L217 190H216L215 188H214L215 190L212 189V190H213V193H211V194H214V195H215V194H217V193H219V192H220L221 194H223V193L225 192V191L221 192L222 190H220L221 188H220V189H219ZM227 188H226V189H227ZM2 189H3V186H2V188H1V190H2ZM83 189H84V188H83ZM91 189H94V188H91ZM95 189H94V190H95ZM104 189H102V190H104ZM125 189H121V190H122V193H120V194L125 195L126 193H125V194L123 193V190H124V192H125ZM163 189H161V190L163 191ZM176 189H178V188H176ZM179 189H180V188H179ZM182 189H181V190H182ZM184 189H185V188H184ZM192 189H191V191H192ZM81 190H82V189H81ZM107 190H108V189H107ZM110 190H111V189H110ZM115 190H116V188H115ZM159 190H160V189H159ZM159 190H158V191L156 190V191H157L156 193H157L158 195L163 194V193H158V192H162V191H159ZM172 190H173V189H172ZM209 190H210V189H209ZM212 190H211V191H212ZM218 190H220V191L218 192ZM3 191H5V193H6V190H2V192H3ZM19 191H20V190H19ZM74 191H75V190H74ZM84 191H85V190H84ZM111 191H112V190H111ZM128 191H130V192H128ZM141 191H142V192H141ZM168 191H167V192H168ZM178 191H179V190H178ZM186 191H187V189H186ZM207 191H208V190H207ZM215 191H217V193H214ZM72 192H73V191H72ZM96 192H97V191H95V193H96ZM104 192H105V197H104V199H105V198H106V199H110V198H107L108 195L106 196V193H107V192H106V189H105ZM172 192H173V191H172ZM180 192H181V191H179V193H180ZM194 192H195V194H196V190H195ZM208 192H209V191H208ZM227 192H229V191H227ZM232 192H233V191H232ZM235 192H236V190H235ZM237 192H238V191H237ZM3 193H4V192H3ZM22 193H23V192H22ZM74 193H75V192H74ZM80 193H81V191H80ZM90 193H91V192H90ZM98 193H99L98 195H102L103 192L101 193V192L98 191ZM116 193H117V192H116ZM142 193H143V194H142ZM168 193H169V192H168ZM188 193H189V190H188ZM230 193H231V192H229V195H230ZM233 193H234V192H233ZM233 193H232V194H233ZM1 194H2V193H1ZM6 194H8V193H6ZM14 194H15V192L13 193V195H14ZM77 194H78V193H77ZM77 194H76V195H77ZM120 194H119V195H120ZM127 194L125 195L124 198H126V196H128ZM157 194H155V195L158 197ZM165 194H166V192H165ZM169 194H170V193H169ZM171 194H172V193H171ZM176 194H177V193H176ZM180 194L183 195L182 193H180ZM189 194H190V193H189ZM189 194H187V196H188ZM225 194H226V193H225ZM235 194L237 195V193H234V195H235ZM16 195H17V194H16ZM20 195H21V194H20ZM81 195H82V193H81ZM83 195H84V194H83ZM88 195H89V194H87V196H88ZM91 195H92V194H91ZM155 195H153V198H157ZM167 195H168V194H167ZM167 195H166V196H167ZM173 195H174V193H173ZM217 195H218V194H217ZM217 195H215V196H217ZM5 196H7V195H4V196L2 195V198L4 197V199H5ZM17 196H18V195H17ZM103 196H104V193H103ZM144 196H143V197L140 196V197H141V198H144V199H145V198H148V199L150 198V199L152 200V198H151L152 196H151V197H144ZM154 196H155V197H154ZM168 196H169V195H168ZM178 196H179V195H178ZM222 196H224V195H222ZM222 196H221V197H222ZM227 196H228V195H227ZM237 196H238V195H237ZM237 196H236V197H237ZM7 197H8V196H7ZM7 197H6V198H7ZM78 197H79V196H78ZM92 197H93V196H92ZM116 197H117V198H116V199H117L116 201H118V199L121 200V197H119V198H118V196H116ZM140 197H139L138 199L141 200V201H140V204L142 205L143 200L140 199ZM160 197H161V196H160ZM169 197H170V196H169ZM183 197H185V195H184ZM193 197H194V196H193ZM238 197H239V196H238ZM240 197H241V196H240ZM2 198H1V199H2ZM15 198H16V197H15ZM45 198H46V200H47L48 197H45ZM81 198H82V197H81ZM84 198H86V197H84ZM88 198H89V199L91 198L90 195H89ZM88 198H86V199H88ZM101 198H103V197H101ZM122 198H123V196H122ZM124 198H123V200H122L123 202H124L125 200H126L125 202H127V201L129 200V199H124ZM132 198H131V199H132ZM165 198H167V197H165ZM189 198H191V197L189 196ZM189 198H188V200H189ZM197 198H198V197H197ZM197 198H196V199H197ZM215 198H216V197H215ZM224 198H225V197H224ZM229 198H230V196H229ZM234 198H235V197H234ZM4 199H2V200H0V201H4V202H6L7 200H6V199L4 200ZM8 199H10V198H8ZM17 199H18V198H17ZM21 199H22V197H21ZM26 199H27V198H26ZM26 199H25V200H26ZM66 199H67V198H66ZM76 199H77V198H76ZM86 199H85V200H86ZM89 199H88V200H89ZM106 199H105V200H106ZM135 199H137V198H135ZM135 199H134V200H135ZM138 199H137V200H138ZM159 199H160V198H159ZM161 199H162V198H161ZM161 199H160V202H161ZM193 199H194V198H193ZM204 199H205V198H204ZM217 199H218V198H217ZM222 199H223V198H222ZM232 199H233V198H231L230 200H232ZM11 200H12V199H11ZM11 200H10V201H11ZM70 200H71V199H70ZM78 200H79V198H78ZM80 200H82V199H80ZM134 200H133V202H134ZM139 200H138V201H139ZM145 200H146V199H145ZM151 200H150V201H151ZM163 200H164V199H163ZM215 200H216V199H213V201H215ZM227 200H228V199H227ZM230 200H229V201H230ZM19 201H20V199H19ZM65 201H67V200H65ZM71 201H72V200H71ZM92 201H93V200H92ZM107 201H108V200H107ZM138 201H137V204L139 203ZM148 201H149V200H148ZM148 201H146V203H145V201H144V204H147V205H148V204H149ZM150 201H149V202H150ZM154 201H155V202L152 203V204H156V201H157V200L154 199ZM165 201H166V200H165ZM168 201H169V200H168ZM172 201H174V200H172ZM175 201H176V203H175L176 206L173 205V207H177V206L180 204L179 202H177V200H175ZM190 201H192V199H190ZM193 201H194V200H193ZM202 201H203V200H202ZM213 201H212V202H213ZM221 201H224V200H221ZM221 201H220V203L223 205V203H224L225 201H224L223 203H222ZM229 201H228V202H229ZM233 201H234V199H233ZM4 202H3V203H4ZM7 202H8V201H7ZM7 202H6V203H7ZM11 202H13V201H11ZM11 202H10V203H11ZM24 202H25V201H24ZM40 202L42 203V201H40ZM57 202H58V201H57ZM69 202H70V201H69ZM77 202H78V201H77ZM109 202H111V201H109ZM119 202H120V201H119ZM123 202H122V205H124ZM129 202L133 203L132 200H131V201L129 200L127 203H125V205L127 204L128 206H127V205H126V206L130 208L128 211H126V213L128 212V213L130 214L129 211L132 209V207H130V206H134V207H133V210H135V209L138 210V213L140 214L141 212H139V211H141V210H139V208H136V207H138V205L136 204L137 206L135 207V204L133 205V204H131V203H129ZM151 202H153V200H152ZM157 202H158V201H157ZM166 202H167V201H166ZM166 202H165V203H166ZM206 202H208V201L206 200ZM209 202H211V201H209ZM1 203H2V202H1ZM64 203H65V202H64ZM70 203H71V202H70ZM72 203H73V202H72ZM72 203H71V204H72ZM91 203H92V202H91ZM95 203H96V202H94L93 205H94ZM114 203H115V202H114ZM128 203H129V204H128ZM167 203H169V202H167ZM177 203H178V204H177ZM186 203H187V202H186ZM189 203H190V202H189ZM213 203H214V202H213ZM213 203H212V204H213ZM218 203H219V202H218ZM225 203H226V202H225ZM229 203H231V205H232V202H229ZM22 204H23V203H22ZM22 204H20V206H21ZM67 204H69V203H67ZM67 204H64V205H67ZM73 204H75V203H73ZM81 204H82V202H81ZM89 204H90V203H89ZM98 204L101 205V202L98 203ZM98 204H97V205H98ZM118 204H119V203H118ZM130 204H131V205H130ZM140 204H139V207H142V206H140ZM144 204H143V206H144ZM152 204L150 203V204L148 205L149 207H148L147 209H150V207H151ZM161 204H162V203H161ZM172 204H174V203H171V205H172ZM182 204H184V205H182ZM182 204L179 205V208H180V207H184V206L186 205L184 201H183ZM234 204H236V203H234ZM8 205H9V204H8ZM44 205H45V203H44ZM113 205H114V204H113ZM115 205H116V207H117V204H115ZM119 205H121V203H120ZM129 205H130V206H129ZM147 205H145V206L147 207ZM168 205H169V204H168ZM181 205H182V206H181ZM213 205H214V204H213ZM216 205H217V203L213 206L214 208L212 207V208L214 209V211H215V209H219V208H220L219 206H216ZM224 205H225V204H224ZM45 206H46V205H45ZM45 206H44V208H43V206H42V208H43L44 210H46V209H45ZM67 206H68V205H67ZM71 206H74V205H71ZM86 206H88V207H87L88 209L91 208L90 210H92V209L95 208V206H94V208H93V207H91V206L88 205V204H87V205L85 204V207H86ZM111 206H112V205H111ZM126 206H124L123 209H124ZM163 206H165V205L163 204ZM189 206H191V204H190ZM189 206H188V208H189ZM207 206H208V205H207ZM215 206H216V207H219V208H216ZM3 207H7V206H4V205H3ZM22 207H23V206H22ZM40 207H41V206H40ZM102 207H103V205H102ZM106 207H107V206H106ZM106 207H105V205H104V208H106ZM109 207H110V206H109ZM109 207H108V208H109ZM159 207H161V206H159ZM159 207H158V208H159ZM19 208H20V207H19ZM53 208H54V207H53ZM67 208H68V207H65V209H67ZM73 208H74V207H73ZM78 208H79V207H78ZM83 208H84V207H83ZM83 208H82V209H83ZM97 208H98V210H97ZM104 208L101 209L100 207H96L95 211L92 210V212H93V211L96 212V210H97L96 213H98L99 211H101L102 213H104V215H101V213L99 212L98 214H96V216H97V215H98V216L95 217V218L101 219L100 216H103V218L105 217V215H106L108 212H105V209H104ZM110 208H111V207H110ZM110 208H109V209H110ZM114 208H115V207H114ZM151 208H153V207H151ZM223 208H224V207H223ZM3 209H5V208H3ZM3 209H2V210H3ZM9 209H10V208H9ZM21 209H22V208H21ZM55 209H58V208H55ZM74 209H75V208H74ZM80 209H81V208H79V210H80ZM84 209H85V208H84ZM84 209H83V210H84ZM88 209H87V211H88ZM100 209H101V210H100ZM112 209H113V208H112ZM143 209H145V208H143ZM143 209H142V210H143ZM161 209H162V208H160V211H162ZM176 209H178V207L175 208V209L172 208V210H173L174 212L177 211ZM181 209H182V208H181ZM183 209H184V208H183ZM185 209H186V208H185ZM200 209H201V208H200ZM207 209H208V207H207ZM12 210H13V209H12ZM18 210H19V209H18ZM70 210H71V209H70ZM70 210L68 209L69 213L71 212ZM77 210H78V209H77ZM83 210H82V211H83ZM110 210H111V209H110ZM115 210H116V209H114V211H115ZM117 210H118V208H117ZM125 210H126V208H125ZM133 210H132V211H133ZM136 210H135V212H133V214H132V211H131L132 217H135V218L138 217V218H139L140 215L143 216V217H144V215H145V216L148 215V214H146V213H144L143 215H142V214L139 215V214H137V211H136ZM157 210H158V209H157ZM175 210H176V211H175ZM187 210H188V209H187ZM220 210H222V209H219V212H220ZM224 210H225V209H224ZM42 211H43V210H42ZM160 211H159V212H160ZM179 211H180V210H178V212H179ZM197 211H198V210H197ZM197 211H196V212H197ZM202 211H203V210H202ZM206 211H207V210H206ZM209 211H212V210L210 209ZM214 211H213V212H214ZM47 212H48V211H47ZM73 212H74V210H73ZM73 212H72V213H73ZM89 212H90V211H89ZM89 212H87V214H88ZM92 212L89 213V215H90V214L92 215L91 217L95 216V215H93L94 213L92 214ZM119 212H121V211H119ZM153 212H154V210H153ZM165 212H167V211H165ZM200 212H201V211H200ZM213 212H212V213H213ZM222 212H223V211H222ZM240 212H241V211H240ZM59 213H60V212H59ZM62 213H63V212H62ZM74 213H75V212H74ZM78 213H79V212H78ZM78 213L76 212L77 216H79V217H80V216H83V215H81L80 213H79V215H78ZM105 213H106V214H105ZM109 213H110V212H109ZM112 213L115 214V212H112ZM134 213H135V216H133ZM172 213H173V212H172ZM198 213H199V212H198ZM201 213H202V212H201ZM215 213H216V212H215ZM45 214H46V213H45ZM48 214H49V213H47L46 216L44 215V216H45V219H48V217H47ZM55 214H56V213H55ZM64 214H65V212H64ZM64 214H62V215H64ZM87 214H85V215H87ZM136 214H137V215H136ZM151 214H152V213H151ZM155 214H157V213H155ZM161 214H162V212L160 213V215H161ZM174 214H175V213H173V215H174ZM25 215H26V214H25ZM51 215H52V213H51ZM109 215L111 216V214H108V215H106V216H109ZM120 215H121V214H120ZM127 215H128V214H127ZM127 215H125V216H127ZM138 215H139V216H138ZM176 215H177V214H176ZM178 215H179V214H178ZM182 215H184V213H183ZM44 216H43V217H44ZM60 216H61V215H60ZM68 216L71 217V213H70V215H68ZM129 216H130V215H128L126 218L121 216L122 218H124V220H122V221L125 222V220L129 219ZM141 216H140V217H141ZM151 216H153V215H150V219H149V220L153 219V217H151ZM208 216H209V215H208ZM245 216H246V215H245ZM46 217H47V218H46ZM51 217H52V216H51ZM58 217H59V216H58ZM63 217H64V216H63ZM63 217L61 216L60 219H62ZM84 217H86V216H84ZM91 217H89V220H92ZM99 217H100V218H99ZM111 217H112V216H111ZM132 217H131V218H132ZM162 217H164V216H161V218H162ZM169 217H172V216H169ZM176 217H177V216H176ZM49 218H50V217H49ZM66 218H67V217H66ZM74 218H75V217H73V219H74ZM80 218H81V217H80ZM80 218H79L78 220H80ZM90 218H91V219H90ZM93 218H94V217H93ZM107 218L109 219L110 217H107ZM107 218H106V217L104 218V219H105V222H106ZM138 218H137V219H138ZM144 218L146 219V217H144ZM172 218H173V217H172ZM45 219H44V220H45ZM67 219H68V218H67ZM75 219H76V218H75ZM75 219H74V221H75ZM82 219H83V218H82ZM98 219H97V220H98ZM116 219H118V218H115V220H116ZM133 219H134V218H133ZM158 219H159V218L157 217L154 221H156V220H158ZM166 219H167V218H166ZM169 219H170V218H168V220H169ZM175 219H176V218H175ZM178 219H179V218H178ZM227 219H229V218H227ZM16 220H17V219H16ZM18 220H19V219H18ZM18 220H17V221H18ZM36 220H37V219H36ZM64 220H65V219H64ZM71 220H72V219H71ZM85 220H87V219H85ZM85 220H84V221H85ZM95 220H96V219H93V221H95ZM101 220H102V219H101ZM130 220H132V219H130ZM130 220H129V222H130ZM134 220L136 221V219H134ZM146 220H147V219H146ZM163 220H164V219H163ZM168 220H166V221H168ZM211 220H212V219H211ZM217 220H220V219L218 218ZM59 221H60V220H59ZM59 221H57V222H59ZM66 221H67V220H66ZM72 221H73V220H72ZM80 221H82V220H80ZM84 221H83V222H84ZM111 221H112V218H111ZM111 221H110V219H109V221H107V222H111ZM118 221H119V220H118ZM132 221H133V220H132ZM132 221H131V222H132ZM147 221H148V220H147ZM154 221H153V224H152V225H154ZM160 221H162V220H160ZM160 221H159V222H160ZM176 221H178V220H176ZM204 221H205V220H204ZM212 221H213V220H212ZM258 221L260 222V218L258 219ZM44 222H45V221H44ZM63 222H64V221H63ZM78 222H79V221H78ZM91 222H92V221H91ZM96 222H97V221H96ZM96 222H95V223H96ZM126 222H127V221H126ZM172 222H173V221H172ZM178 222H179V221H178ZM190 222H191V221H190ZM193 222H194V221H193ZM207 222H208V220H206V223H207ZM251 222H252V221H251ZM14 223H15V222H14ZM16 223H17V222H16ZM20 223H21V222H20ZM45 223H46V222H45ZM45 223H44V224H45ZM48 223H49V222H48ZM55 223H56V222H55ZM55 223H52V224H55ZM60 223H62V222L60 221ZM85 223H86V222H85ZM111 223H112V222H111ZM114 223H115V222H114ZM114 223L112 224L113 226H114ZM119 223H120V222H119ZM119 223H117V224H119ZM132 223H133V222H132ZM134 223H135V222H134ZM155 223H156V222H155ZM173 223H175V222H173ZM191 223H192V222H191ZM191 223H190V224H191ZM206 223H205V224H206ZM214 223H215V222H214ZM214 223H213V224H214ZM217 223H218V222H217ZM83 224H84V223H83ZM86 224H87V223H86ZM109 224H110V223H109ZM109 224H108V225H109ZM126 224H127V223H126ZM158 224H159V223H158ZM179 224H180V222H179ZM181 224H182V223H181ZM181 224H180V225H181ZM197 224H199V223H197ZM205 224H202V225L205 226ZM211 224H212V223H211ZM251 224H252V223H251ZM257 224H258V223H257ZM259 224H260V223H259ZM19 225L21 226L22 223L19 224ZM50 225H51V224H50ZM80 225H81V224H80ZM84 225H85V224H84ZM96 225H97V224H96ZM96 225H95V226H96ZM98 225H100V223H98ZM103 225H104V224H103ZM115 225H116V224H115ZM119 225H121V224H119ZM122 225H123V223H122ZM122 225H121V226H122ZM138 225H140V226H142V225H143V226H146V223L144 224V221H143V223L140 222V224L138 223ZM138 225L136 226L137 229H138V227H139ZM148 225H149V228H148V227H143V226H142V227H143V230H142V227H140V229H138L139 231L137 230L138 232L135 231V233H140L141 230L144 231V228H145L146 230H148V231H149V229H150V230H152V232L155 233L154 230H156L160 224L157 225V227L155 226V225H156V224H155V225H154V226H155V229H154V226H152V228H150V225H151L150 223H149ZM148 225H147V226H148ZM168 225H169V224H168ZM185 225H186V224H185ZM209 225H210V223H209ZM215 225H216V224H215ZM225 225H226V224H225ZM253 225H255V223H254ZM46 226H47V225H46ZM48 226H49V225H48ZM70 226H71V225H70ZM77 226H79V225H77ZM88 226H89V225H88ZM105 226H106V225H105ZM117 226H118V225H116V227H117ZM121 226H120L119 229H117L118 231H119L120 229L123 230L124 227H125V224H124V227H123V228H122ZM127 226H128V225H127ZM163 226H164V225H162V227H163ZM171 226H172V224H171ZM171 226H168V228L171 227ZM182 226H183V225H182ZM189 226H190V225H189ZM189 226L187 225V227H189ZM195 226H197V225H195ZM218 226H219V225H218ZM229 226H230V225H229ZM44 227H45V226H43V228H44ZM74 227H76V226H74ZM86 227H87V225H86ZM92 227H93V226H92ZM103 227H104V226H103ZM103 227H102V228H103ZM110 227H111V226H110ZM162 227H159L160 231H159V230H157V231L161 232V231L163 230ZM200 227H201V226H200ZM202 227H203V226H202ZM206 227H208V226L206 225V226H205V229H206ZM209 227H210V226H209ZM56 228H57V227H56ZM56 228H55V229H56ZM81 228H83V227H81ZM102 228H101V229H102ZM105 228H106V227H105ZM165 228H167V227H165ZM165 228H164V229H165ZM171 228H172V227H171ZM177 228H178V227H177ZM216 228H217V227H216ZM20 229H21V228H20ZM48 229L50 230V226H49ZM48 229H47V230H48ZM51 229H53V228H51ZM94 229L96 230V228H94ZM109 229H112V227L109 228ZM125 229H126V228H125ZM182 229H183V228H182ZM185 229H186V228H185ZM211 229H212V228H211ZM17 230H19V229H17ZM72 230H74V229H72ZM77 230H79V229H77ZM82 230H83V229H82ZM91 230H92V233L95 232V231H93V229H91ZM115 230H116V228H114V231H115ZM117 230H116V231H117ZM169 230H171V229H169ZM169 230H167V231H169ZM219 230H221V229H219ZM222 230L224 231L225 229H222ZM228 230H230V229H228ZM96 231H97V230H96ZM108 231H109V230H108ZM164 231H165V230H164ZM164 231H162V233H160V234H162V235H158V234H157V235L160 236V237H162L163 235H166V234H164V233H166V232H164ZM183 231H184V230H183ZM185 231H186V230H185ZM187 231H188V230H187ZM189 231H190V230H189ZM193 231H194V230H193ZM200 231H201V230H200ZM205 231H206V230H205ZM208 231H210V229H209ZM223 231H222V232H223ZM58 232H59V229H58ZM77 232H78V231H77ZM84 232H85V231H84ZM126 232H127V231H126ZM126 232H124V234H126ZM150 232H151V231H150ZM150 232H149V233H148V232H144L143 235L139 234L140 236H138V234H135V235H137V238H138V237H140L141 239L143 238L144 241H142V240L140 241V240L136 239V237H135V239L132 238L133 240H135L134 242H136V244H137V243L140 244V245L138 244V247H139V248H141V244H142L143 242H145V240H147L145 243L148 244V248L150 247L149 245H151V244H152L154 241H156V240H157L156 242L160 243V242H159V239H157V238H160V237H158L157 235H156V236H157V237H156L155 235L152 234L153 236L156 237V240H155L154 237L152 236L154 240H152V239L150 238V239H151V241H150L151 244H149L148 241L150 240L149 237H151V235H147V234H151V233H152V232H151V233H150ZM159 232H157V233H159ZM198 232H199V231H198ZM215 232H216V231H215ZM220 232H221V231H220ZM225 232H226V231H224L223 234H225ZM96 233H98V232H96ZM100 233H101V232H100ZM109 233H110V232H109ZM109 233H108V234H109ZM113 233H115V232H113ZM128 233H129V232H128ZM145 233H147V234L145 235ZM189 233H190V232H189ZM191 233H192V232H191ZM217 233H218V232H217ZM11 234H12V233H11ZM13 234H14V233H13ZM59 234H60V233H59ZM98 234H99V233H98ZM98 234H97V235H98ZM130 234H131V231H130ZM130 234H129V235H130ZM133 234H134V233H133ZM181 234H183V233H181ZM181 234L178 233V235H181ZM196 234H197V233H195V235H196ZM229 234H230V233H229ZM7 235H8V234H7ZM117 235H118V234H117ZM144 235H145L146 237H145ZM168 235H169V232H168ZM173 235H174V234H173ZM187 235H189L188 232H187ZM187 235H186V236H187ZM213 235H214V232H213ZM226 235H228V234H226ZM9 236H10V235H9ZM11 236H12V235H11ZM94 236H95V235H94ZM122 236H123V235H122ZM127 236H128V235H127ZM131 236H132V234H131ZM131 236H129L130 239H131ZM142 236H144L145 238L142 237ZM147 236H148V238H147ZM182 236H183V235H182ZM186 236H185V237H186ZM202 236H203V235H202ZM244 236H245V235H244ZM45 237H46V236H45ZM50 237H51V236H50ZM53 237L55 238V240L57 239L56 236H53ZM86 237H87V234H86ZM95 237H96V236H95ZM95 237H94V238H95ZM100 237H101V235H100ZM104 237H105V236H104ZM112 237H113V236H112ZM124 237H125V236H124ZM163 237H164V236H163ZM172 237H173V236H172ZM178 237H179V236H178ZM187 237H188V236H187ZM199 237H200V236H199ZM199 237L196 236V239H195V240H198ZM211 237H212V236H211ZM227 237H228V236H227ZM230 237H231V235L229 236V238H230ZM234 237H235V236H234ZM115 238H116V237H115ZM166 238H167V237H166ZM168 238H169V237H168ZM173 238H174V237H173ZM192 238H193V237H192ZM237 238H238V237H237ZM242 238H243V237H242ZM244 238H245V237H244ZM249 238L251 239L250 235H249ZM92 239H93V236H92ZM98 239H99V238H98ZM98 239H97L96 242H98ZM100 239H101V238H100ZM100 239H99V240H100ZM107 239H108V238H107ZM126 239H127V238H126ZM130 239H127V241H129ZM160 239H161V238H160ZM170 239H171V238H170ZM193 239H194V238H193ZM203 239H204V237H203ZM207 239H208V238H207ZM207 239H206V240H207ZM211 239H212V238H211ZM27 240H28V239H27ZM27 240H26V241H27ZM93 240H94V239H93ZM93 240L91 241L92 243H90V245L93 244ZM102 240H103V239H102ZM122 240H123V239H122ZM122 240L120 239V241H122ZM133 240H132V241H133ZM136 240H137V241H136ZM162 240H165V239L163 238ZM162 240H161V242H162ZM166 240H168V239H166ZM166 240H165V241H166ZM172 240H173V239H172ZM178 240H179V238H178ZM181 240H182V239H181ZM190 240H191V239H190ZM201 240H202V239H201ZM201 240H200V241H201ZM212 240H213V239H212ZM222 240H223V239H222ZM232 240H233V239H232ZM51 241H52V240H51ZM58 241H59V240H58ZM88 241H89V240H87V243H88ZM104 241H105V239H104ZM114 241H116V240H114ZM130 241H131V240H130ZM130 241H129V242H130ZM138 241H140V242H138ZM168 241H169V240H168ZM168 241H167L168 245H165V246H169V242H170L171 240H170L169 242H168ZM209 241H210V239H209ZM209 241H208V242H209ZM218 241H219V240H218ZM224 241H225V240H224ZM227 241H228V240H227ZM234 241H235V240H234ZM241 241L243 242L244 240H241ZM27 242H29V240H28ZM56 242H57V241H56ZM61 242H62V241H61ZM82 242H83V241H82ZM117 242H119V241H117ZM134 242H133V244H134ZM156 242H154V243H156ZM163 242H164V241H163ZM163 242H162V243H163ZM228 242H229V241H228ZM231 242H232V241H231ZM231 242H230V243H231ZM242 242H241V244H242ZM257 242H258V241H257ZM29 243H30V242H29ZM53 243H55V242L53 241ZM85 243H86V242H85ZM85 243H84V244H85ZM99 243H102V241L99 242ZM124 243H125V242H124ZM145 243H143V245H144ZM165 243H166V242H164L163 244H165ZM170 243H171V242H170ZM176 243H177V242H176ZM179 243H180V241H179ZM179 243H178V244H179ZM233 243H234V242H233ZM235 243H236V242H235ZM245 243H246V242H244V244H245ZM252 243H253V242H252ZM258 243H259V242H258ZM0 244H1V243H0ZM56 244H57V243H55L54 245H56ZM58 244H60V243H58ZM95 244H96V243H95ZM106 244H107V243H106ZM116 244H118V243H116ZM122 244H123V242H122ZM128 244H129V243H128ZM128 244H126V246H127ZM131 244H132V243H131ZM136 244H135V246H136ZM163 244H162L161 246H163ZM173 244H174V243H173ZM178 244H177V245H178ZM180 244H181V243H180ZM194 244H196V243H194ZM199 244H200V246H202V241H201V243H199ZM199 244H197V245L199 246ZM215 244H216V243H215ZM215 244H214V245H215ZM236 244H237V243H236ZM239 244H240V243H239ZM241 244H240V245H241ZM247 244H248V242H247ZM255 244H256V243H255ZM61 245H62V244H61ZM82 245H83V243H82ZM82 245H81V247H82ZM86 245H87V244H86ZM86 245H84V246H86ZM88 245H89V244H88ZM88 245H87V246H88ZM93 245H94V244H93ZM102 245H104V243H103ZM102 245H101V246H102ZM124 245H125V244H124ZM145 245H146V244H145ZM153 245L156 246L157 244H156V245L153 244ZM159 245H160V244H159ZM197 245H195V246L198 247ZM222 245H223V244H222ZM233 245H235V244H233ZM52 246H53V245H52ZM57 246H58V245H57ZM97 246H98V245H97ZM108 246H109V244H108ZM126 246H125V247H126ZM157 246H158V245H157ZM161 246H160V248H163V247H161ZM175 246H176V245H175ZM180 246H181V245H180ZM186 246H187V245H186ZM189 246H190V245H189ZM216 246H217V245H216ZM224 246H225V245H224ZM244 246H245V245H244ZM263 246H264V245H263ZM1 247H2V249H3V246H1ZM1 247H0V248H1ZM5 247H6V246H5ZM27 247H29V246H27ZM60 247H61V246H60ZM94 247H95V246H94ZM98 247H99V246H98ZM98 247H96V248H98ZM121 247H122V246H121ZM138 247H137V248H138ZM169 247H170V246H169ZM177 247H178V246H177ZM177 247H175V248H177ZM193 247H194V246H193ZM210 247L212 248L211 245H210ZM214 247H215V246H214ZM228 247H229V245H228ZM230 247H231V246H230ZM230 247H229V248H230ZM246 247H247V246H246ZM246 247H245V248H246ZM255 247H256V246H255ZM258 247H259V246H258ZM52 248H53V247H52ZM57 248H58V247H57ZM62 248H63V246H62ZM143 248H144V247H143ZM152 248H153V251L156 250L153 246H152ZM152 248H151V249H152ZM156 248H157V247H156ZM170 248H171V247H170ZM172 248H173V247H172ZM175 248H174V249H175ZM179 248H180V247H179ZM198 248H199V247H198ZM205 248H207V247H205ZM218 248H221V247H218ZM239 248H240V247H239ZM263 248H264V247H263ZM64 249H66V248H64ZM69 249H70V248H69ZM86 249H87V248H86ZM93 249H94V248H93ZM99 249H100V248H99ZM126 249H127V250H125V251H128L129 248H126ZM187 249H191V246H190V248H187ZM193 249H194V248H193ZM193 249H192V250H193ZM195 249H196V248H195ZM208 249H209V248H208ZM247 249H248V248H247ZM247 249H245V251H247ZM58 250H59V249H58ZM84 250H85V248H84ZM95 250H96V249H95ZM95 250H94V252H95ZM100 250L102 251V248H101ZM117 250H119V247H118ZM133 250H134V249H133ZM138 250H139V249H138ZM163 250L165 251L164 248H163ZM204 250H205V252H206V249H204ZM213 250H214V249H213ZM217 250H218V249H217ZM217 250H216V251H217ZM232 250L235 251V250L233 249V247H232ZM6 251H7V250H6ZM21 251H22V250H21ZM30 251H31V250H30ZM30 251H29V254H30ZM55 251H56V249H55ZM55 251H54V252H55ZM85 251H87V250H85ZM98 251H99V250H98ZM108 251L110 252L109 249H108ZM122 251H124V249H123ZM122 251H120V252H122ZM130 251H131V250H130ZM139 251H141V249H140ZM148 251H149V252H147V250H146V252H145V250H144L145 253H150V252H152V250L150 251V249H149ZM159 251L161 252L162 250H161V249H160V250L158 249V251H156V253H157V252L159 253ZM173 251L176 252L175 250H173ZM188 251H190V250H187V252H188ZM200 251H201V250H200ZM223 251H224V249H223ZM225 251H226V250H225ZM242 251H243V250H242ZM242 251H240V253H241ZM248 251H249V249H248ZM1 252H2V251H1ZM43 252H44V250H43ZM48 252H49V251H48ZM48 252H47V253H48ZM57 252H58V251H57ZM96 252H97V251H96ZM134 252H135V251H134ZM194 252H197V251H194ZM229 252H230V251H229ZM243 252H244V251H243ZM26 253H27V252H26ZM39 253H40V252H39ZM49 253H51V252H49ZM104 253H105V252H104ZM117 253H118V252H117ZM117 253H116V254H117ZM122 253H123V252H122ZM140 253H142V252H140ZM140 253H139V254H140ZM153 253H155V252H153ZM161 253H163V251H162ZM170 253H172V252H170ZM181 253H182V252H181ZM184 253L186 254V252H184ZM198 253H199V252H198ZM200 253H201V252H200ZM233 253H234V252H233ZM236 253H237V252H236ZM236 253H235V255H236ZM246 253H247V252H246ZM4 254H5V253H4ZM4 254H3V255H4ZM20 254L22 255V253H20ZM27 254H28V253H27ZM27 254H26V255H27ZM35 254H36V253H35ZM97 254H98V252H97ZM97 254H96V256H97ZM106 254H107V253H106ZM110 254H112V253H110ZM110 254H109V255H110ZM177 254H178V252H177ZM177 254H176V255H177ZM6 255H7V253H6ZM26 255H25V256H26ZM32 255H33V254H32ZM42 255H43V254H42ZM101 255H102V254H101ZM101 255H100V256H101ZM107 255H108V254H107ZM109 255H108V256H109ZM133 255H134V254H133ZM136 255H137V254H136ZM136 255H135V256H136ZM140 255H141V254H140ZM143 255H144V254H143ZM143 255H142V256H143ZM150 255H151V254H150ZM170 255H171V254H170ZM178 255H181V254H178ZM178 255H177V256H178ZM187 255H189V254H187ZM190 255H191V253H190ZM190 255H189V257L192 256V255H191V256H190ZM203 255H204V254H203ZM217 255H218V254H217ZM217 255H216L215 257H217ZM235 255H233V256H235ZM39 256H40V255H39ZM39 256H38V257H39ZM48 256H49V254H48ZM98 256H99V255H98ZM104 256H106V255H104ZM108 256H107V257H108ZM131 256H132V255H131ZM147 256H149V255H147ZM147 256H146V257H147ZM153 256H154V254H153ZM153 256H152V257H153ZM155 256H156V254H155ZM158 256H159V255H158ZM162 256H164V255H162ZM193 256L195 257V255H193ZM12 257H13V255H12ZM12 257H11V258H12ZM27 257H30V256H27ZM31 257H32V256H31ZM31 257H30V258H31ZM34 257H35V256H34ZM36 257H37V255H36ZM38 257H37V258H38ZM42 257H43V256H42ZM49 257H50V256H49ZM101 257H102V256H101ZM109 257H110V256H109ZM109 257H108V258H109ZM137 257H140V256H137ZM172 257H173V256H172ZM185 257H186V256H185ZM185 257L182 258V255L180 256V258H179V259H181V261H179L180 264H181L182 262L184 263L185 261H187V264H188V262L190 263L192 259H193V260L195 259L194 257H193L192 259H189V258H188V259H189V261H188V259L185 260ZM187 257H188V256H187ZM187 257H186V258H187ZM218 257H219V255H218ZM220 257H221V256H220ZM228 257H230V256H228ZM3 258H4V257H3ZM23 258H24V257H23ZM23 258H22V259H23ZM37 258H35V259H37ZM54 258H55V257H54ZM96 258H97V257H96ZM98 258H99V257H98ZM113 258H114V257H113ZM113 258H112V259H113ZM147 258H148V257H147ZM149 258H151V257H149ZM149 258H148V260H150ZM154 258H155V257H154ZM173 258H174V257H173ZM211 258H212V257H211ZM0 259H1V257H0ZM7 259H8V257H7ZM9 259H10V258H9ZM13 259H14V258H13ZM13 259H12V260H13ZM25 259H26V258H25ZM38 259H39V258H38ZM101 259H102V258H101ZM101 259H99L98 262H99V261L101 262ZM112 259H111V260H112ZM121 259H122V258H121ZM121 259H120V260H121ZM126 259H127V257H126ZM128 259H129V257H128ZM128 259H127V260H128ZM136 259H137V258H136ZM140 259H141V258H139V261H140ZM151 259H152V258H151ZM157 259H158V257H157ZM162 259H163V258H161V260H162ZM164 259H165V261H166V257H165V256H164ZM167 259H169V255H168ZM177 259H178V257H177ZM177 259H176V260H177ZM235 259H236V258H235ZM26 260H27V259H26ZM26 260H24V261H26ZM39 260H40V259H39ZM87 260H88V259H87ZM152 260H153V259H152ZM172 260H173V259H172ZM174 260H175V259H174ZM184 260H185V261H184ZM205 260H207V259H205ZM231 260H232V259H231ZM231 260H230V261H231ZM5 261H6V260H5ZM15 261H16V260H15ZM22 261H23V260H22ZM28 261H29V260H27V262H28ZM57 261H58V260H57ZM85 261H86V260H85ZM103 261H104V260L102 259V263H103ZM133 261H135V260L133 259ZM142 261L144 262L143 259H141V262H142ZM146 261H147V260H146ZM153 261H154V260H153ZM167 261H168V260H167ZM177 261H178V260H177ZM194 261H196V259H195ZM194 261H193V262H194ZM0 262H1V261H0ZM3 262H4V261H3ZM9 262H11V260H10ZM89 262H91V261H89ZM98 262H97V263H98ZM129 262H131V261H129ZM129 262H127V263H129ZM148 262H151V261H148ZM148 262H147V263H148ZM158 262L161 263V261H159V259H158ZM193 262H191V263H193ZM29 263H30V262H29ZM36 263H37V262H36ZM92 263H93V262H92ZM94 263H95V262H94ZM94 263H93V264H94ZM133 263H134V262H133ZM133 263H132V264H133ZM138 263H140V262H138ZM159 263H158V264H159ZM163 263H164V261H162V264H163ZM166 263H168V262H166ZM171 263H172V261L170 262V264H171ZM173 263H174V262H173ZM207 263L209 264V262H207ZM207 263H206V264H207ZM0 264H1V263H0ZM16 264H17V263H16ZM19 264H21V262H20ZM22 264H23V263H22ZM56 264H57V263H56ZM88 264H90V263H88ZM100 264H101V263H100ZM135 264H136V262H135ZM145 264H146V263H145ZM154 264H155V263H154ZM168 264H169V263H168ZM176 264H177V263H176ZM193 264H194V263H193ZM203 264H204V263H203ZM227 264H228V263H227Z\"/></svg>",
  "mask_w": 264,
  "mask_h": 264
}]
</instances>
